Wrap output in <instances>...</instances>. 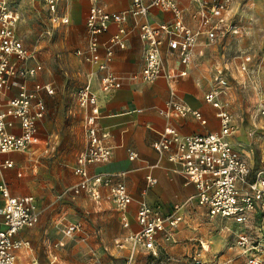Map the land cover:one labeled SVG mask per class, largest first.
I'll return each mask as SVG.
<instances>
[{
  "label": "built area",
  "instance_id": "2783aa9c",
  "mask_svg": "<svg viewBox=\"0 0 264 264\" xmlns=\"http://www.w3.org/2000/svg\"><path fill=\"white\" fill-rule=\"evenodd\" d=\"M58 1L43 0L51 21L68 23V16L57 11ZM191 3L192 8L188 12L194 22L192 27L183 21L185 10L176 0H130L129 7L121 11H107L98 0H89L85 19L87 41L75 51L77 56L92 67L86 74L85 83L76 92L77 103L82 112L85 145L73 166L77 180L71 191L73 194L84 193L93 200H100L101 188L106 189V197L115 204L121 226L125 229V233L115 240V245L124 251L126 264H133L140 252L154 254L158 232L162 231L167 239L174 240L176 228L182 219L179 210L192 203L203 207L209 216L232 220L236 224L237 244L242 248L247 264H264V235L254 230L257 206L264 208V167L256 170L254 179H247L251 168L233 149L231 136L234 123L221 97L223 89L228 85L222 71L218 70L215 74V88L203 95V99L215 109L218 129L182 134L176 127L166 125L159 137L152 142L153 149L157 153H167L168 158L178 165L177 171L184 176L186 182L194 184V194L188 196L183 203L176 204L171 212L161 215L157 206L140 201L134 212L138 227L131 229L127 212L132 197L125 184L114 178L123 172L112 174L89 171L90 165L104 163L112 154V146L105 140L106 135L99 123V96L93 88V80L97 81L102 93L122 86L123 77L110 65L115 46L123 47L125 42V23L129 17L137 23L139 18L148 14L151 7L173 14L169 21L138 24L139 38L143 43V66L132 77L146 82H153L164 73L161 58V46L164 43L169 52L176 56L178 63L184 65L190 62L194 48L202 36L203 43L210 45L218 39L238 33L234 14L230 12L232 0H191ZM18 19L19 13L10 5L9 0H0V155L20 151L38 142V123L46 113L42 93L53 92L50 83L35 82L31 88L27 86V78L35 76L41 65L37 62L27 63L32 54L16 32ZM110 22L116 23L117 28L104 43L101 52V35ZM248 59L247 56L244 61ZM241 67L244 69L245 65L242 64ZM185 74L186 69H172L166 73L172 94L175 79ZM13 78L21 81L17 84L16 93L8 96ZM261 107L264 112V102H261ZM159 112L165 115L191 113L201 123H206L198 109L175 98L166 101ZM15 128L18 131H14ZM136 155L134 151H129V158ZM11 166V160L0 161V172ZM146 179L149 184L155 182L150 175ZM243 184H246L245 188ZM0 196L3 200L0 208L3 222V227L0 228V264H15L16 251L29 243L27 240L15 239L14 235L35 225L41 210L34 195H13L5 182L0 184ZM78 229L77 222L63 223V232L67 235ZM199 244L204 249L202 242Z\"/></svg>",
  "mask_w": 264,
  "mask_h": 264
},
{
  "label": "rangeland",
  "instance_id": "374dc122",
  "mask_svg": "<svg viewBox=\"0 0 264 264\" xmlns=\"http://www.w3.org/2000/svg\"><path fill=\"white\" fill-rule=\"evenodd\" d=\"M9 2L19 13L16 32L32 54L27 63L41 65L36 75L27 81L49 82L53 88V92L45 96L47 111L38 128V142L5 155L12 158L13 164L0 172V184L5 182L15 194H33L43 208L40 220L26 228L29 233L25 237L32 250L24 253L22 260L17 256L15 264H31L34 259L37 264H48L51 253L58 255L52 264H126L124 251L115 245L123 228L113 201L105 194L100 200H93L84 193L71 191L77 180L73 166L85 145L76 92L92 69L75 53L84 45L85 23L82 19L71 28V23L51 21L43 0ZM64 5L58 1L59 14ZM230 12L234 14L238 33L210 45L197 43L195 49L200 53L193 56V64L183 65H186V74L178 79L193 74L194 83L202 94L204 90L215 88L214 77L218 70L224 73L228 85L221 97L234 123L231 142L235 153L251 168L247 178L251 180L256 170L264 167L261 107L264 102V0H232ZM241 15L249 21L245 25L239 21ZM247 56L249 59L244 61ZM6 171L10 174L6 175ZM0 199L1 208V196ZM192 213L187 218L182 215L178 224L179 229L183 224L193 229L190 252L183 248L185 241L190 240L185 233L180 231L177 241L172 242L161 231L156 236L155 253L140 254L133 264H247L237 244L236 224L232 220L208 216L198 205ZM255 216L254 230L264 235V208L257 206ZM67 221L77 222L79 229L65 234L63 223ZM197 237L205 243V251L200 249ZM48 241L52 243L51 251L45 250L44 243ZM220 255L221 261H229L219 263Z\"/></svg>",
  "mask_w": 264,
  "mask_h": 264
},
{
  "label": "crops",
  "instance_id": "0c3cea01",
  "mask_svg": "<svg viewBox=\"0 0 264 264\" xmlns=\"http://www.w3.org/2000/svg\"><path fill=\"white\" fill-rule=\"evenodd\" d=\"M176 1L185 10L183 21L185 24L192 27L194 22L190 18L188 12V10L192 8L191 0ZM61 3L65 5L60 14L68 16L69 20L67 24H73L71 28L81 23L82 19L85 23L89 8V0H60V4ZM98 3L107 11H121L129 7L130 0H98ZM77 10L78 13L76 14L75 12ZM172 18L173 14L170 11L162 10L158 7H151L148 14L139 18L137 23L129 17L125 23L127 28L125 42L123 47L115 46L110 65L117 74L123 77L122 86L111 92L102 93L98 89L97 81L95 79L93 80V88L97 91L99 96V123L106 135L105 140L112 146V154L108 161L90 165L89 171L90 173L107 172L112 174L123 172L122 175H118L114 178L121 180L125 184L128 193L132 197V202L129 204L127 212L131 229H136L138 227L134 218V212L140 201H146L152 206H157L160 214L166 215L173 210L176 204L183 203L188 196L194 194L196 190L194 184L186 182L184 176L177 171L178 165L168 158L167 153H157L153 149L152 142L159 137L162 129L166 125H172L182 134H197L205 133L210 130H217L219 126L218 119L215 115V109L210 103L203 99L204 93L209 89L204 90L201 94L194 83L193 74L188 77H181V80L178 79V76L173 83V94L171 93L166 73L168 71L170 72L172 69L176 71L185 69L186 65L183 67V65L178 63L176 56L169 52L166 43L161 46V58L165 67L164 73L153 82H146L132 77V75L138 73L143 66V43L139 38L138 24L144 22L155 24L161 21H169ZM239 21L242 22L243 25L249 22L244 15L240 16ZM116 28L117 24L110 22L108 28L102 33L101 52H103L104 43ZM233 35L234 34H230L224 39L230 38ZM203 39L202 36L199 41L200 45H205ZM86 41L87 31L84 45ZM197 53H200V51L198 52V50L194 48L193 56L197 55ZM193 56L187 64H193ZM20 81L19 78L12 79L8 96H12L16 93L17 84ZM35 82L39 81L36 79L26 80L29 88H31ZM42 96L45 100L46 93L43 92ZM173 98L182 100L193 109H198L206 119V123H201L191 113H186L185 115H178L176 113L170 115L161 114L159 110L165 106L166 101ZM42 119L38 123V128ZM13 130L18 131L16 128ZM131 150L137 154L134 158H129V151ZM7 154H1L0 161L5 159L11 160L13 164L12 158L5 156ZM9 174L10 173L6 171V175ZM147 175L152 176L155 182L149 184L146 179ZM101 193L106 196V189L101 188ZM11 194L24 195L31 193L15 194L11 191ZM37 205L41 210L40 220L43 208L40 207L38 202ZM196 206V204L192 203L191 205L181 207L179 211L187 218L190 214H193V208ZM2 227L3 222L0 215V228ZM180 231H182L181 233H185V236L190 239L185 241V246L183 247L190 252V250L193 249V229L190 228L189 224H183L181 229H179L178 225L175 239L171 240L172 242L177 241ZM28 233V230L24 228L14 235L15 239L27 240L29 243L28 246H23L16 251V258L18 256L20 260L24 257V253H28L32 250L29 239L25 237ZM123 233H125V229H123ZM195 239L199 247V242H202L204 249H200L205 251V243L198 237ZM44 244L45 250L48 251L52 243L48 241ZM56 244L57 243L54 242V245ZM20 252H22V257L19 256ZM146 253L148 252H140L137 256L139 258L140 254ZM221 257L220 255L217 259L219 263L229 261L228 259L221 261L223 258ZM57 258L58 255L56 253H51V255H49L48 264H52ZM211 259L212 258L209 260ZM31 264H37V260H32Z\"/></svg>",
  "mask_w": 264,
  "mask_h": 264
},
{
  "label": "bare ground",
  "instance_id": "6f19581e",
  "mask_svg": "<svg viewBox=\"0 0 264 264\" xmlns=\"http://www.w3.org/2000/svg\"><path fill=\"white\" fill-rule=\"evenodd\" d=\"M19 256H21L22 257V252L20 253V255Z\"/></svg>",
  "mask_w": 264,
  "mask_h": 264
}]
</instances>
